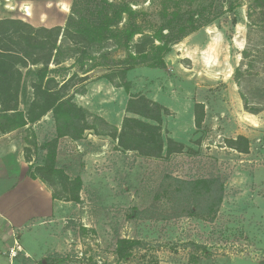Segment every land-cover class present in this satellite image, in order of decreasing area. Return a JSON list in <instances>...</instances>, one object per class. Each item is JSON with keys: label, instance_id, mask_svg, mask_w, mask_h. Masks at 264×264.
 Returning <instances> with one entry per match:
<instances>
[{"label": "rangeland", "instance_id": "rangeland-1", "mask_svg": "<svg viewBox=\"0 0 264 264\" xmlns=\"http://www.w3.org/2000/svg\"><path fill=\"white\" fill-rule=\"evenodd\" d=\"M7 19L61 28L59 64L20 66L19 113L0 115L4 131L18 130L40 191L32 253L50 254L45 264H264V0H0ZM67 28L92 40V51L63 36ZM156 36L155 46L169 48L165 66L152 67L161 54L150 47L130 58ZM47 80L54 90L68 81L64 100L83 110L82 134L63 106L30 122L34 90ZM242 94L257 114L245 111ZM131 97L168 110L159 158L113 138L135 117L126 112ZM238 136L248 153L226 144ZM168 139L183 150L169 154ZM54 140L56 173L43 182L35 172L51 165L42 146ZM215 178L223 198L213 220L190 215L203 197L180 182ZM51 242L60 253L46 251Z\"/></svg>", "mask_w": 264, "mask_h": 264}, {"label": "trees", "instance_id": "trees-1", "mask_svg": "<svg viewBox=\"0 0 264 264\" xmlns=\"http://www.w3.org/2000/svg\"><path fill=\"white\" fill-rule=\"evenodd\" d=\"M127 9L131 12L129 8ZM60 34V27L53 29H35L18 20H0V115H13L19 113L18 94L21 81L20 66L26 67L27 61H30L32 65L40 64L44 69H47L50 62L59 64L61 46H58L57 42ZM137 34H139V32H136V30L131 31L128 36L129 42ZM159 35H161L160 32ZM63 36L75 40L76 45H81L82 43L83 54L92 51L91 47L94 43L92 40L85 37L84 34L77 33L73 35L67 28ZM157 37L158 36H156V38L148 37L146 40L135 44L134 52L130 58L136 60L138 57H144L150 47V50H152L154 54H161V56L153 62L152 67L165 66L162 54L169 52V48L155 46V41L159 39ZM14 48H17L22 55L16 52ZM71 80L72 78L68 81ZM51 82V80H47L44 87L35 88L34 99L30 104V110L27 112L28 116H30V122H36L49 111H54L63 106L67 108L70 114L71 124L77 127L78 134H82L88 129L85 126V119L82 117L83 110L76 107L70 97L64 100L67 96L65 91L70 87L69 84L65 82L57 90H54L50 87ZM241 99L244 103L245 111L254 115L259 112V110L256 109L249 110L248 103L243 94L241 95ZM195 110L194 124L195 127L199 128L203 122L202 106L196 104ZM167 111L166 108H163L156 102L147 98L131 97L127 102L126 112L135 117H125L122 121L119 135H114L113 138L117 139L119 146L125 150L138 151L143 156L159 158L163 152L162 118L167 114ZM25 125L26 123L22 122L20 127ZM56 144L57 141L54 140L42 146V150L47 153L48 162L50 161L51 163L49 166L45 164L36 169L35 175L43 180V182L49 181L56 173L53 166ZM226 144L229 148L239 153H248L249 142L243 136L227 140ZM182 150L183 146L181 144L168 139L167 152L169 154L175 152L180 153ZM27 158L28 156L26 159ZM180 183L192 189L196 197H203L202 202L196 203L190 215L213 220L223 198V183L221 180L215 178L198 182ZM121 242L122 241H120V243ZM118 248V258H124L122 252L123 248L121 246H118Z\"/></svg>", "mask_w": 264, "mask_h": 264}, {"label": "crops", "instance_id": "crops-1", "mask_svg": "<svg viewBox=\"0 0 264 264\" xmlns=\"http://www.w3.org/2000/svg\"><path fill=\"white\" fill-rule=\"evenodd\" d=\"M17 132L0 128V264L9 263L8 250L15 241L22 252L14 264H45L50 255L46 251L60 253V248L51 242L40 257L30 251V233L40 229L36 223L39 220L33 213L36 210L33 199L40 200V191L35 186L37 182L30 180V158L24 157Z\"/></svg>", "mask_w": 264, "mask_h": 264}, {"label": "built area", "instance_id": "built-area-1", "mask_svg": "<svg viewBox=\"0 0 264 264\" xmlns=\"http://www.w3.org/2000/svg\"><path fill=\"white\" fill-rule=\"evenodd\" d=\"M22 252L21 246L17 241L13 243V246L8 250V264H14L15 260L18 258V255Z\"/></svg>", "mask_w": 264, "mask_h": 264}]
</instances>
